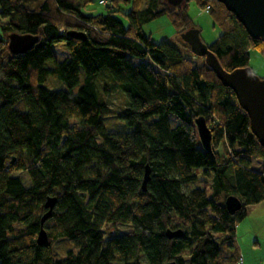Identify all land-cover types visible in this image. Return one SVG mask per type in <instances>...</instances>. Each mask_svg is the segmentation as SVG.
Returning a JSON list of instances; mask_svg holds the SVG:
<instances>
[{
  "label": "trees",
  "instance_id": "obj_1",
  "mask_svg": "<svg viewBox=\"0 0 264 264\" xmlns=\"http://www.w3.org/2000/svg\"><path fill=\"white\" fill-rule=\"evenodd\" d=\"M90 2L0 0V264H237L221 247L233 246L243 208L264 202V147L231 90L202 58L196 64L184 55L192 53L180 35L199 29L191 4L209 7L219 35L208 50L227 72L250 68L252 48L264 58V41L251 39L216 0L174 8L166 0H109L104 12L86 14ZM120 4L129 6L127 26L114 16ZM164 16L178 43L143 33L144 24ZM13 35L30 38L32 47L12 53ZM56 43H64L68 59L46 68ZM101 70L125 94L117 116L130 131L107 132L102 123L114 112L98 97ZM201 117L211 129V152L197 147L193 127ZM227 196L243 205L235 214L224 207ZM47 198L56 204L41 247ZM168 229L183 235L167 239ZM56 240L74 250L54 258Z\"/></svg>",
  "mask_w": 264,
  "mask_h": 264
},
{
  "label": "rangeland",
  "instance_id": "obj_2",
  "mask_svg": "<svg viewBox=\"0 0 264 264\" xmlns=\"http://www.w3.org/2000/svg\"><path fill=\"white\" fill-rule=\"evenodd\" d=\"M143 6H146L148 0H142ZM101 6L98 3V0H92L87 7L85 8V13H98L104 12L106 5ZM119 12L114 13V16L122 22L125 26H127L128 19L126 17V12L129 10V6L125 4H120ZM189 14L193 21L198 24L199 31L201 32L202 42L207 45L215 39L219 35V30L214 27V22L211 20L206 12L207 9L203 11L196 10L194 4L190 5ZM143 33L151 35V40L153 42H161L168 40L171 43H178L179 40L177 38V32H175L174 27L168 21L167 17H161L155 19L151 22H148L143 25L142 28ZM54 56L51 60L47 61L46 68H52L55 63L65 61L68 59L69 52L65 47L64 43H56L52 46ZM250 55V68L252 72L260 78L264 80V58L261 56L260 52L256 49L249 50ZM189 56L196 64H199L202 59L195 57L193 54H184ZM145 61H149L148 58L144 59ZM129 61L132 64H137L140 60L136 57H129ZM103 73L106 76H103ZM51 81V78H48V81ZM78 80L82 83L83 80V71L80 70L78 75ZM105 80V82H104ZM104 82V83H103ZM107 84L105 90L102 88V84ZM96 86L98 88V97L99 94L102 95L106 103H108L112 112H114L113 116L103 118L102 123L105 126L107 132H121L125 133L126 131H130L131 128L127 125V122H124L120 117L121 109L125 104V94L118 89L114 80L111 79V76L104 70H101L96 76ZM106 91V92H105ZM100 98V97H99ZM172 126L175 125V121L172 117L169 118ZM193 129H195L197 147L201 148V143L198 138L197 129L194 124ZM221 149L218 147L217 150ZM17 177H21L25 181V186L28 187L30 185V181L28 180V176L25 172H20L16 174ZM246 216L240 220L236 225L235 236L232 247L222 246L221 254L222 256L229 255H237L238 258H242L240 264H264V202L259 203L258 205H249L243 208ZM239 227V229H238ZM126 226H119L118 231L124 232L128 231ZM52 252L54 258H64L66 257V252L69 249L74 250L73 244L65 240H56L52 244Z\"/></svg>",
  "mask_w": 264,
  "mask_h": 264
},
{
  "label": "water",
  "instance_id": "obj_3",
  "mask_svg": "<svg viewBox=\"0 0 264 264\" xmlns=\"http://www.w3.org/2000/svg\"><path fill=\"white\" fill-rule=\"evenodd\" d=\"M185 0H166L171 7L180 6ZM224 5L231 12L239 23L246 30L252 39L264 41V0H216ZM71 36L75 39L85 40L81 33L72 32ZM181 40L188 44L191 53L195 57L203 59L217 76L220 83L229 88L235 95L238 106L245 111L249 119L251 133L257 138L258 143L264 147V80L260 79L249 67L225 71L213 52L208 50V45L201 40V32L197 28L186 29L181 35ZM8 49L12 53H24L32 47L33 41L24 36L8 37ZM198 138L204 151L211 152V129L207 127L205 118L201 117L195 121ZM14 161V157L11 158ZM143 179L141 182L142 190H147V183L150 181V166L144 168ZM55 198H47L44 204L46 213L40 219V228L37 233L36 244L43 247L48 243V235L44 229V222L52 215L55 206ZM224 207L229 214H235L242 206L241 201L235 196H227L224 200ZM167 239L182 237L181 229H168L165 233ZM164 264H176V262H166Z\"/></svg>",
  "mask_w": 264,
  "mask_h": 264
},
{
  "label": "built area",
  "instance_id": "obj_4",
  "mask_svg": "<svg viewBox=\"0 0 264 264\" xmlns=\"http://www.w3.org/2000/svg\"><path fill=\"white\" fill-rule=\"evenodd\" d=\"M98 3L106 6V5H109V0H98ZM208 8L209 7H207L206 9L208 10ZM241 261H242V258H239L237 264H240Z\"/></svg>",
  "mask_w": 264,
  "mask_h": 264
},
{
  "label": "bare ground",
  "instance_id": "obj_5",
  "mask_svg": "<svg viewBox=\"0 0 264 264\" xmlns=\"http://www.w3.org/2000/svg\"><path fill=\"white\" fill-rule=\"evenodd\" d=\"M207 127H208V126H207ZM208 128H209V127H208ZM242 207H243V205L241 206V208H242ZM241 208H240V209H241ZM240 209H239V210H240ZM239 210H238V211H239Z\"/></svg>",
  "mask_w": 264,
  "mask_h": 264
},
{
  "label": "crops",
  "instance_id": "obj_6",
  "mask_svg": "<svg viewBox=\"0 0 264 264\" xmlns=\"http://www.w3.org/2000/svg\"><path fill=\"white\" fill-rule=\"evenodd\" d=\"M238 229H239V227H238Z\"/></svg>",
  "mask_w": 264,
  "mask_h": 264
}]
</instances>
